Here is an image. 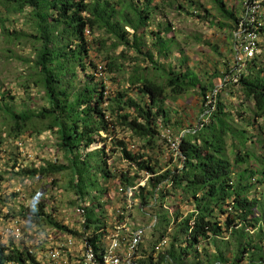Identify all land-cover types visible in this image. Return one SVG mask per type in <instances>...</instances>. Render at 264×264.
I'll return each instance as SVG.
<instances>
[{
  "label": "trees",
  "instance_id": "trees-1",
  "mask_svg": "<svg viewBox=\"0 0 264 264\" xmlns=\"http://www.w3.org/2000/svg\"><path fill=\"white\" fill-rule=\"evenodd\" d=\"M210 1L218 14L211 25L224 31L235 54L234 34L246 0L242 10L227 0ZM188 2L191 8L176 0H0V36L33 43L24 93L39 89L46 101L38 111L18 110L6 102L8 136L50 135L60 156L32 166L17 156L9 160L11 176L45 179L57 189L58 176L68 173L69 204L84 211L70 228L59 218L57 204L49 206L46 197L23 205L18 213H4L0 205L2 224L19 220L26 229L20 240L0 237V264H46L32 252L27 231L68 234L102 248L114 227L110 212L125 200L117 190L145 179L133 198L139 213L153 224V239L139 264H264V28L251 61L238 63L234 57L207 62L199 75L182 49L179 62L168 63L180 47L169 10L202 20L211 15L203 4ZM200 8L206 16L199 14ZM27 13L32 32L6 26L10 17ZM203 43L223 57L220 42ZM107 49H121L124 59L130 54L128 87L116 91L109 84L108 75L125 67L116 57L92 61L93 51ZM216 89L208 105L207 97ZM190 91H198L202 101L196 126L171 117L175 109L169 104ZM224 93L243 97L239 108ZM1 99L14 101L8 91ZM171 141H178V150L171 149ZM13 197L25 198L20 192ZM125 219L117 216L116 223ZM165 239L167 247L158 252Z\"/></svg>",
  "mask_w": 264,
  "mask_h": 264
},
{
  "label": "rangeland",
  "instance_id": "rangeland-1",
  "mask_svg": "<svg viewBox=\"0 0 264 264\" xmlns=\"http://www.w3.org/2000/svg\"><path fill=\"white\" fill-rule=\"evenodd\" d=\"M179 1L188 7L192 6L188 1H196L200 4H203L206 9L211 13L210 18L206 20L198 19L197 17H188L187 15L175 11H171L170 18L175 23L177 40L179 41L180 49L174 48V55L171 60L168 61L169 64L178 63L182 56H186L190 59L189 63L194 70L200 74L203 73L202 68L206 69L209 66H206L207 62L214 64L219 60L225 59L226 61H231L234 58V55L229 46H227L224 40V31L211 25V21L216 20L218 17L217 12L213 9V5L210 0H176ZM229 4H236L237 8L242 10V1L243 0H227ZM178 4V3H177ZM176 4V5H177ZM190 5V6H189ZM191 8V7H190ZM198 9L201 16H206L207 13L204 12V9ZM6 18L5 12L2 14ZM6 26L11 30H17L19 32H32L33 23L31 17L28 13L26 15H19L17 17H10V22H5ZM1 33V28H0ZM206 41H212L213 43L220 42V47H222L223 57L216 55L211 51V48L205 45ZM222 42V43H221ZM181 49L184 53H181ZM34 49L33 43L22 38L20 40L10 41L7 37L2 38L0 36V146L1 152L4 155V160L0 162V201L3 205L1 208L4 213H7L9 209L13 212L18 213L20 208L24 205L33 204L43 197H46V201L49 206L57 204L60 208L59 218L70 228H75V223L80 220V216L76 213L75 208L71 207L69 200H72V196L67 194L65 191L70 179L68 173L58 176L59 187L57 189L51 188L47 184L45 179H32L26 180L23 178L13 179L11 176V161L10 159H15L19 156V150L17 148V139L9 138L8 136V122L7 116L4 112V107L6 102L9 104H14L18 110H23L29 108L31 111H38L43 108L46 104L44 99V93L39 90L32 88L28 94L24 93L25 88L24 84L30 74L32 64L29 62L30 59L34 58ZM182 56H180L181 54ZM121 49L116 51H111L107 49L106 51L97 52L93 51L92 61L94 62H106V56L111 55L116 57L117 64L124 65L122 71H116L112 75L107 77L109 84L118 91L125 87H128V76L131 72V69H128V66H132L130 61V54L127 55L129 58L124 59L120 56ZM208 60V61H207ZM80 78L81 74L79 73ZM153 75V72H150V76ZM159 75V82H163L164 79ZM83 81V78H81ZM216 83L219 84L218 80ZM76 85H81V82L78 80L75 82ZM10 92L14 97V101H2L1 96ZM134 95V92H131ZM223 98L231 100L235 103V106L239 108L241 101L244 98H231L227 93L223 94ZM201 99L198 96V91H190L185 96L181 98L177 103L169 104L175 111L171 109V117L179 118L181 122L184 123V126H196L201 115ZM247 106L251 108L253 104L251 102L247 103ZM170 107V108H171ZM249 115H251L249 113ZM28 146L34 153V160L27 163L29 166L34 164H41L43 161L54 160L56 156L60 157L59 154H56L54 149V139L50 135H41L40 137L27 138ZM117 161V158L114 159ZM120 165V164H119ZM118 165V166H119ZM4 181V182H3ZM20 192L22 200L18 198L15 199L13 194ZM52 197H55V200H52ZM6 202V205H4ZM133 218L131 219L132 227H138L149 224V219L142 216L138 207L134 208L131 212ZM3 217V215L1 214ZM0 217V226L2 225L4 219ZM152 233L148 232L146 238L143 241L142 248H140L142 259L144 260L148 255L145 250L150 251V244L152 241ZM141 259V260H142Z\"/></svg>",
  "mask_w": 264,
  "mask_h": 264
},
{
  "label": "built area",
  "instance_id": "built-area-1",
  "mask_svg": "<svg viewBox=\"0 0 264 264\" xmlns=\"http://www.w3.org/2000/svg\"><path fill=\"white\" fill-rule=\"evenodd\" d=\"M263 28L264 0H246L238 30L234 34L236 51L234 57L238 63L251 61L259 52ZM88 34H90L89 31ZM99 70L102 71V66L99 67ZM233 81H238L237 75L234 76ZM217 93L218 90L216 89L207 97L209 99L208 105L211 104V99L215 98ZM27 142L26 139L17 141L19 156L25 164L35 159ZM178 148V141H171V149L176 151ZM3 160L4 155L0 153V162ZM146 181L147 179L128 190H123V188L117 190L119 196L125 198L122 205L126 206L127 211H123L121 204L116 205L111 210L110 215L115 214L112 222L114 227L105 236L102 248L96 250L87 240H81L68 234L55 236L50 230H47V233L36 234L27 231L29 241L32 244V252L46 264H139L142 259L140 246L147 233L152 230L153 224L133 228L131 217L128 216L137 206L138 200L133 198L135 191L138 190L139 186H145ZM76 212L80 217L84 214L80 208ZM117 216H126V219L118 224L116 223ZM82 222H84L83 219ZM153 223L155 224L156 220ZM25 234V223L19 220L0 226V237L2 238L13 237L20 240L24 238ZM167 245L168 241L165 239L156 247V250L158 252L163 251Z\"/></svg>",
  "mask_w": 264,
  "mask_h": 264
}]
</instances>
